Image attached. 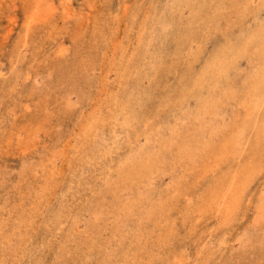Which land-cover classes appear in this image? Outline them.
Returning <instances> with one entry per match:
<instances>
[{"label":"rangeland","instance_id":"rangeland-1","mask_svg":"<svg viewBox=\"0 0 264 264\" xmlns=\"http://www.w3.org/2000/svg\"><path fill=\"white\" fill-rule=\"evenodd\" d=\"M241 8L0 0V264H264V111L171 187L126 198L122 175L136 136L234 52L238 32L259 33ZM118 118L132 123L122 138ZM236 177L230 208L218 205L214 190Z\"/></svg>","mask_w":264,"mask_h":264},{"label":"bare ground","instance_id":"bare-ground-1","mask_svg":"<svg viewBox=\"0 0 264 264\" xmlns=\"http://www.w3.org/2000/svg\"><path fill=\"white\" fill-rule=\"evenodd\" d=\"M231 1L244 5V10L240 9L242 14L249 8L253 11L259 33L254 34L250 29L247 43L245 35L238 32L237 35L243 36L233 43L234 52L222 57L215 55L209 76H205L204 71L193 78L188 96L179 100L178 107L160 123L149 124L146 131L136 136L133 149L123 162L122 175L130 169L124 178L126 198L134 196L136 191L146 190L149 196V189L163 183L171 187L180 167L205 160L207 150L215 155L228 153L233 143L238 144L244 136L252 134L255 124L261 120L259 115L264 111V0ZM229 21V28L238 24L237 20ZM251 43L255 47L248 48ZM114 126L118 128L116 136L122 138L124 127H132V123L118 118ZM162 170L165 175L159 176ZM236 181L237 177L226 187L218 186L214 190L213 199L218 205L230 208L236 196ZM122 211L128 214L131 208L126 205Z\"/></svg>","mask_w":264,"mask_h":264}]
</instances>
